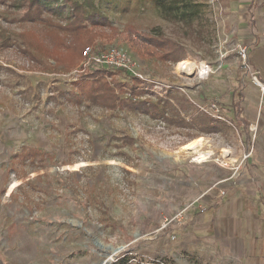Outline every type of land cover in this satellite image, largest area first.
<instances>
[{"label": "rangeland", "instance_id": "1", "mask_svg": "<svg viewBox=\"0 0 264 264\" xmlns=\"http://www.w3.org/2000/svg\"><path fill=\"white\" fill-rule=\"evenodd\" d=\"M94 1L111 27L92 45L123 49L151 81L118 73L101 89L152 105L172 93L166 116L88 99L81 86L91 81L75 73L83 58L62 45L66 21L29 23L26 3L0 4V264H115L122 254L133 264H264V79L249 46L217 1L186 0L187 21L147 0ZM128 29L177 44L174 61L139 55ZM184 61L221 69L200 80ZM212 103L225 120L202 111ZM199 117L221 129L204 131ZM194 140L206 159L183 150Z\"/></svg>", "mask_w": 264, "mask_h": 264}, {"label": "trees", "instance_id": "2", "mask_svg": "<svg viewBox=\"0 0 264 264\" xmlns=\"http://www.w3.org/2000/svg\"><path fill=\"white\" fill-rule=\"evenodd\" d=\"M8 0H0V4L6 5ZM21 4L26 3L30 9V12L24 16L23 21L29 23L34 22H45L44 15H53L60 18H63L67 27L63 30L67 35L71 36L72 39L70 42H63V46L71 49H75L78 54V59L83 58V52L87 48H96L92 45V42L95 40L97 34H100V31H104L106 28L111 27V22L108 16L103 12L101 6L97 4L94 0H17ZM155 9H157L168 21H187L191 16V13L188 11V6L183 4H188L186 0H147ZM134 36L136 38L134 39ZM86 37V41H84ZM132 47L138 52L139 55H146L151 58H159V54L163 53L160 58L164 61H174L171 58V53L175 52L174 47L177 48V44L168 48L163 45V42H156L153 35L149 36L144 33H138L131 29L127 31L126 37ZM177 60L175 62H180ZM118 73L124 74L125 78L135 79L130 72L127 71H117L109 69L104 66H90L82 74V77L91 81L83 84L81 86V91H85L84 95L92 101L98 103H109L111 107H115L117 103H120L122 107H126L136 113L144 114L150 116L154 119L165 118V105L170 102V97L172 93L168 94L169 100H160V103L150 104L149 102H140L135 103L132 100H118V96L115 92L108 90H102L101 88L105 86V78L111 77ZM137 79V78H136ZM104 80V83L103 81ZM134 93V92H133ZM167 94V93H166ZM135 96L141 95V93H134ZM182 103V102H181ZM119 104V105H120ZM233 112L232 120H239V112L237 108L233 107L231 110ZM229 111V112H230ZM179 114L173 115V119H178ZM204 117V116H202ZM199 117L200 122H202L201 129L211 133L212 130L221 129V122L215 120H208L205 118ZM208 118V117H207ZM180 119V118H179ZM183 122V121H180ZM184 123V122H183ZM218 124V125H217ZM35 156L36 154L41 155L40 152L33 150L31 154ZM37 155V156H38ZM48 156H46V160ZM42 160V159H41ZM20 187V186H19ZM13 195V193H12ZM115 264H133L129 255L122 254L118 261ZM136 264H174L171 258H166L161 263L156 262H147L143 260H138ZM202 264V263H196Z\"/></svg>", "mask_w": 264, "mask_h": 264}, {"label": "crops", "instance_id": "3", "mask_svg": "<svg viewBox=\"0 0 264 264\" xmlns=\"http://www.w3.org/2000/svg\"><path fill=\"white\" fill-rule=\"evenodd\" d=\"M217 10L224 14L225 27L237 40L244 41L251 50V59L264 79V0H216ZM239 121L244 122L243 112ZM264 221V217H261Z\"/></svg>", "mask_w": 264, "mask_h": 264}, {"label": "built area", "instance_id": "4", "mask_svg": "<svg viewBox=\"0 0 264 264\" xmlns=\"http://www.w3.org/2000/svg\"><path fill=\"white\" fill-rule=\"evenodd\" d=\"M211 1L212 3L216 2V0ZM237 51L240 59L242 60L243 67L247 69L249 56L247 47H242L239 45L237 47ZM90 66H104L117 71H127L143 82H151L134 71L135 64L132 62L128 53L117 47H110L108 49L101 50H97L92 47L87 48L83 52V62L81 67L79 71H76L75 73L84 72ZM192 67H194V64ZM193 69H195L196 75L200 80H207L212 74L219 71L221 66L213 67L211 64L204 62L200 63L199 65L196 64L195 68ZM202 111L215 119L225 120L224 117L220 116V109L216 103H212L206 108H202Z\"/></svg>", "mask_w": 264, "mask_h": 264}, {"label": "bare ground", "instance_id": "5", "mask_svg": "<svg viewBox=\"0 0 264 264\" xmlns=\"http://www.w3.org/2000/svg\"><path fill=\"white\" fill-rule=\"evenodd\" d=\"M192 66L193 65H191V63H189L188 61H184L181 64L180 69H183L185 71H188V70L190 71L193 68ZM200 145H201V140H194V141L186 144L183 147V150L189 151V153L191 152L192 154H195V160L202 161L208 157V154L200 151Z\"/></svg>", "mask_w": 264, "mask_h": 264}, {"label": "water", "instance_id": "6", "mask_svg": "<svg viewBox=\"0 0 264 264\" xmlns=\"http://www.w3.org/2000/svg\"><path fill=\"white\" fill-rule=\"evenodd\" d=\"M122 249H113V252H114V255L115 254H117L118 252H120ZM109 261H112V258L110 259L109 258V260H107V261H104L102 264H111V263H109Z\"/></svg>", "mask_w": 264, "mask_h": 264}]
</instances>
